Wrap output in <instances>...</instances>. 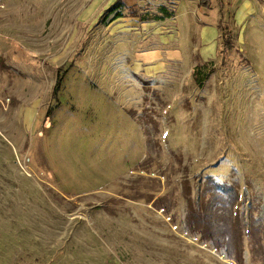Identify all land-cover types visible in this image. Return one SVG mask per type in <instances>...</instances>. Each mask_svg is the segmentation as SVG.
<instances>
[{"label":"rangeland","instance_id":"rangeland-1","mask_svg":"<svg viewBox=\"0 0 264 264\" xmlns=\"http://www.w3.org/2000/svg\"><path fill=\"white\" fill-rule=\"evenodd\" d=\"M92 1L0 0V264H264V38L199 87Z\"/></svg>","mask_w":264,"mask_h":264},{"label":"crops","instance_id":"crops-1","mask_svg":"<svg viewBox=\"0 0 264 264\" xmlns=\"http://www.w3.org/2000/svg\"><path fill=\"white\" fill-rule=\"evenodd\" d=\"M93 1V5L104 7L101 15L112 4L120 1L121 8L118 10L121 16L115 19L139 26L142 30L152 26L150 23L153 21L170 23L172 31L160 34L158 44L135 52L132 65L134 73L153 75L164 72L170 61L192 52L199 55L201 63L210 61L222 50L219 22L233 31V37L236 33V42L239 44L245 42L248 45L250 41L253 44L254 39L264 38V30L260 26V22H264V0H209L208 7L200 6L199 0H161L160 9L163 13L159 17L139 13L142 11L143 0ZM168 5L172 7V11H168ZM133 6L137 8L136 15L128 12ZM111 15L113 17V13ZM180 20L182 28L178 26Z\"/></svg>","mask_w":264,"mask_h":264},{"label":"trees","instance_id":"trees-1","mask_svg":"<svg viewBox=\"0 0 264 264\" xmlns=\"http://www.w3.org/2000/svg\"><path fill=\"white\" fill-rule=\"evenodd\" d=\"M199 5L202 7H208L209 6V0H199ZM121 8L120 1L115 2L112 4L105 12L102 14V16L113 13V19L118 18L121 16V12L118 10ZM129 13L136 15L137 14V8L136 7H130ZM219 28L221 32V46L223 49L231 51L233 49V31L225 24H222L219 22ZM209 64V61L203 62V63H197L192 68V76L197 84V86L202 87L203 82L207 79L209 74L213 71L211 67L207 68ZM49 111H47V115Z\"/></svg>","mask_w":264,"mask_h":264},{"label":"built area","instance_id":"built-area-1","mask_svg":"<svg viewBox=\"0 0 264 264\" xmlns=\"http://www.w3.org/2000/svg\"><path fill=\"white\" fill-rule=\"evenodd\" d=\"M195 238V237H194ZM196 239V238H195Z\"/></svg>","mask_w":264,"mask_h":264}]
</instances>
